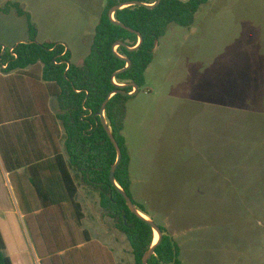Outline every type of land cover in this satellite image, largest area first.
<instances>
[{
    "label": "rangeland",
    "instance_id": "1",
    "mask_svg": "<svg viewBox=\"0 0 264 264\" xmlns=\"http://www.w3.org/2000/svg\"><path fill=\"white\" fill-rule=\"evenodd\" d=\"M8 3L31 14L40 43L65 45L77 65L106 6L0 0L4 47L28 39L26 19L1 11ZM145 78L123 132L133 199L176 240L182 264H264V0H209L192 27L171 24ZM89 192L78 198L85 229L117 264H135Z\"/></svg>",
    "mask_w": 264,
    "mask_h": 264
},
{
    "label": "trees",
    "instance_id": "2",
    "mask_svg": "<svg viewBox=\"0 0 264 264\" xmlns=\"http://www.w3.org/2000/svg\"><path fill=\"white\" fill-rule=\"evenodd\" d=\"M133 1L157 2L106 0L82 65L72 62V52L65 45L40 43L31 14L20 4L8 3L1 9L4 14L14 9L27 22L26 41L5 49L0 44V154L41 264H117L113 252L85 229L80 188L98 196L103 216L129 242L135 264H142L154 246L152 227L131 213L111 183L117 152L100 112L112 93L128 94L113 95L105 110L123 153L115 177L139 211L150 218L131 194V156L123 135L128 102L144 88L146 72L169 26L192 27L209 0H162L154 8L131 6L117 11L115 20L135 31L131 32L113 22L109 11ZM139 35L143 42L130 51L139 45ZM122 58L132 64L119 73L127 67ZM129 84L138 86L135 94ZM51 98L57 102L56 114L50 108ZM159 227L164 236L149 264H182L179 244L165 227ZM0 264H13L1 231Z\"/></svg>",
    "mask_w": 264,
    "mask_h": 264
},
{
    "label": "crops",
    "instance_id": "3",
    "mask_svg": "<svg viewBox=\"0 0 264 264\" xmlns=\"http://www.w3.org/2000/svg\"><path fill=\"white\" fill-rule=\"evenodd\" d=\"M49 103L52 113L56 114L57 102L55 110L53 109V107H51V99ZM89 193H86V195H89ZM0 231L5 244V253L11 258L13 264H41L34 244L31 240L29 231L25 224L23 213L20 209L14 189L12 187L9 173L5 169L1 154Z\"/></svg>",
    "mask_w": 264,
    "mask_h": 264
},
{
    "label": "water",
    "instance_id": "4",
    "mask_svg": "<svg viewBox=\"0 0 264 264\" xmlns=\"http://www.w3.org/2000/svg\"><path fill=\"white\" fill-rule=\"evenodd\" d=\"M161 1L162 0H157V2L154 5H146V4H143L141 2H137V1L123 3V4L117 5L114 8H112L109 11V17H110V19L113 22H115L117 25H120L122 28L127 29V30H129L131 32H135L134 30H132V29L126 27L125 25L117 22L115 20V13L117 11L121 10V9H124V8H127V7H131V6H140V7L154 8V7L158 6L161 3ZM139 39H140L139 45L136 48H134V49H129L130 51L136 50L141 45V43L143 42V37H141L139 35ZM121 45H123V43H118L117 44V46H121ZM4 49H5V47H4ZM122 59L127 62V67L125 69H123L122 71H120L119 73L125 72L132 64L130 59H126V58H122ZM128 86H130V87H132L134 89V92L132 94H135L138 91V86L136 84H129ZM120 87L121 88H125L126 86L122 85ZM118 93H121L123 95H128L127 93H124L122 91H117V92L112 93L109 96V98L104 102V104L102 106V109H101V112H100V118H101V122H102L103 128L106 131L109 139L111 140V142L114 145L115 150L117 152V161H116L115 165L113 166V168L111 170L110 180H111L112 185L115 186L118 189L119 193L125 199V201H126L128 207H129L131 213L134 214L135 216L139 217L140 219L144 220L147 224H149L152 227V229L154 230L155 234L158 235V240L154 243V246L151 247L146 252V254L144 255V257L142 259V264H149V260L155 255L156 247L161 243L164 234L161 231L160 227L151 218H149L148 216L143 214L141 211H139L138 207L134 204V202L132 201L130 196L116 182L115 175H116L118 167L121 164V161H122V158H123V153H122L121 148H120L117 140L115 139V137L113 135V132H112V130H111V128H110V126H109V124L107 122V119H106V116H105V110H106L107 104H108L109 100L112 98V96L116 95Z\"/></svg>",
    "mask_w": 264,
    "mask_h": 264
},
{
    "label": "bare ground",
    "instance_id": "5",
    "mask_svg": "<svg viewBox=\"0 0 264 264\" xmlns=\"http://www.w3.org/2000/svg\"><path fill=\"white\" fill-rule=\"evenodd\" d=\"M156 236H157V239L155 240V242L158 240V235L156 234Z\"/></svg>",
    "mask_w": 264,
    "mask_h": 264
}]
</instances>
